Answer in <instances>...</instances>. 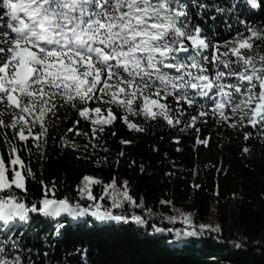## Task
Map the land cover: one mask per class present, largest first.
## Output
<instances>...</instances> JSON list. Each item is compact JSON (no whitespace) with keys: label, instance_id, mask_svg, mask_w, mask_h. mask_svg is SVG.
I'll list each match as a JSON object with an SVG mask.
<instances>
[{"label":"snow or ice","instance_id":"1","mask_svg":"<svg viewBox=\"0 0 264 264\" xmlns=\"http://www.w3.org/2000/svg\"><path fill=\"white\" fill-rule=\"evenodd\" d=\"M244 6L260 9L264 0H227L225 6L205 0H0V140L7 150V160L0 153V264H25V255L31 257V249L21 243L20 230L29 226L32 213L145 223L141 215L110 210L125 202L143 207L142 198L137 204L129 194L127 180L120 188L115 178L103 184L100 199L110 200V206H103L93 195L91 186L103 182L89 175L77 185V194L92 201L87 206L46 194L38 204L25 202L27 178H34V173L19 153L32 154L27 143L31 139L43 159L49 128L58 126L63 119L58 113L63 110L73 109L90 121L91 137L78 157L83 159L89 158V144L98 147L92 142L99 139L97 133L118 118L129 130L146 131L143 124L130 119L133 116L143 117L145 123L163 119L169 127L183 125L179 128L183 132L195 127L198 119L205 118L207 123L211 115L218 128L250 125L264 141V23L241 19ZM213 8L217 15L234 17L243 32L236 30L227 41H210L204 28L193 21L190 9L203 16ZM226 27L232 31L227 22ZM196 96L208 98L210 108L201 105L185 120L181 105L193 107ZM90 102L97 106L91 107ZM113 106L123 115L117 117ZM79 123L74 121L66 133L89 137L76 127ZM37 126L38 131H33ZM252 135L244 131L243 139ZM173 139L179 143V137ZM60 140L62 146L81 148L66 134ZM120 143L131 141L121 139ZM195 144L208 146L209 138L197 135ZM242 151L250 149L245 146ZM54 188L55 184L51 189L45 186V193ZM166 203L171 202L161 201ZM146 211L151 214V209ZM184 220L188 221L187 216ZM199 229L182 235L197 237L205 230H216L211 225ZM27 264L33 262L29 259Z\"/></svg>","mask_w":264,"mask_h":264},{"label":"trees","instance_id":"2","mask_svg":"<svg viewBox=\"0 0 264 264\" xmlns=\"http://www.w3.org/2000/svg\"><path fill=\"white\" fill-rule=\"evenodd\" d=\"M205 2L225 6L227 0ZM190 11L193 21L204 28L210 41H227L236 30H244L234 17L217 15L214 8L203 16H196V9ZM213 15H216L214 20ZM240 18L249 24L264 23V6L254 10L244 6ZM195 99L193 107L181 105L186 110L185 120L189 114L195 115L201 105L210 108L208 98L196 96ZM168 101L175 108L171 97ZM90 106L97 104L90 102ZM113 108L117 117L123 115L120 109ZM58 115L63 119L58 126H50L47 144L41 150L45 152L43 159L31 139L27 143L32 154L26 150L19 153L34 173V178L28 177L26 182L28 206L38 204L45 194L47 198L67 197L73 203L91 204L92 201L77 194V185L85 175L103 182L91 186L98 199L104 195V183L115 178L120 188L127 180L129 194L137 204L143 200L142 211L127 202L110 210L128 216L139 212L146 226L138 227L130 220L127 223L98 221L91 215L73 221L67 214L45 217L32 213L29 226L20 230L21 243L32 251L31 257L25 255V264L29 259L33 264H264V141L256 129L250 125L236 130L218 128L209 115L207 123L203 122L205 118L198 119L195 127L181 132L179 128L183 125L169 127L163 119L145 123L143 117H130L146 128L137 132L129 130L118 118L113 125L104 126L103 133H97L99 139L92 142L98 147L93 149L89 144V158L83 159L78 157L91 137L90 121L80 118L70 108ZM78 119L80 123L76 127L88 132L89 137L66 133ZM33 131H38V126ZM244 131L253 133L247 141L243 139ZM65 134L81 146L80 150L62 146L60 137ZM197 135L201 139L208 137L209 145H196ZM174 137H179V143ZM121 139L131 143L121 144ZM245 146L249 153L242 151ZM120 152L124 155L119 156ZM0 153L7 160L2 140ZM53 184L55 188L45 193V186L51 189ZM161 201L171 203L161 204ZM100 202L103 206L111 204L106 198ZM146 209H151V214ZM166 217L176 219L170 221ZM200 225H211L216 230H205L197 237L182 235L185 230L199 232ZM177 230L181 235H177Z\"/></svg>","mask_w":264,"mask_h":264},{"label":"rangeland","instance_id":"3","mask_svg":"<svg viewBox=\"0 0 264 264\" xmlns=\"http://www.w3.org/2000/svg\"><path fill=\"white\" fill-rule=\"evenodd\" d=\"M138 209V211H142L141 210V208L140 207H138L137 208ZM124 211H125V209H124ZM117 214H119V213H117ZM66 214H63L62 216H65ZM131 215H141L142 216V218H143V215L141 214V213H139V212H136V213H132L131 212V214H130V216ZM71 217V216H70ZM81 217H71V219L73 220V221H76L77 219H80ZM144 219V218H143ZM131 221V220H130ZM132 222H134V221H132ZM135 223V222H134ZM136 225L138 226V227H145L146 226V221H145V223L144 224H137L136 223Z\"/></svg>","mask_w":264,"mask_h":264}]
</instances>
